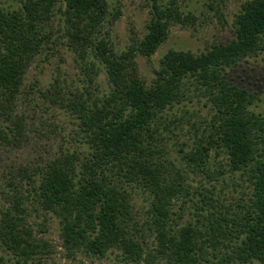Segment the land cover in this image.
I'll use <instances>...</instances> for the list:
<instances>
[{"label": "trees", "instance_id": "1", "mask_svg": "<svg viewBox=\"0 0 264 264\" xmlns=\"http://www.w3.org/2000/svg\"><path fill=\"white\" fill-rule=\"evenodd\" d=\"M213 2L210 8L221 16ZM2 3L0 149L26 141V115L18 108L26 72L60 39L79 58L91 56L103 66L109 90L102 97L89 89L69 92L55 78L41 92L47 107L65 108L79 119L89 152L61 150L44 162L0 172V264H11L8 255L15 264L41 263L51 253L48 239L39 236L45 230L35 225L37 212L58 219L60 245L71 259L79 252L100 259L116 251L132 264H264V113L250 109L255 92L227 75L263 49L264 0L242 2L232 40L199 53L168 49L150 79L137 57L154 55L173 25L194 23L175 0H153L144 33L122 49L109 37L119 13L107 0H22L17 8ZM58 13L61 25L54 29ZM85 72L91 83L93 62ZM186 84L205 100L208 117L192 126L186 149H175L159 124L168 127L164 112L185 100ZM236 171L252 191L234 213L213 211L210 190L200 188L202 181L191 183L190 173L218 180ZM136 190L148 200L143 211L135 206ZM179 200L181 209L190 201L211 208L179 225Z\"/></svg>", "mask_w": 264, "mask_h": 264}, {"label": "rangeland", "instance_id": "2", "mask_svg": "<svg viewBox=\"0 0 264 264\" xmlns=\"http://www.w3.org/2000/svg\"><path fill=\"white\" fill-rule=\"evenodd\" d=\"M22 0H3L6 8H17ZM109 10L112 13L118 11V17L109 27V37L117 49L124 48L131 37L141 36L145 31L146 22L150 16L153 0H107ZM168 2L169 0H157ZM218 3L222 15L210 8V2ZM246 0H175L186 12H191L195 19L193 24L173 25L167 40L158 48L150 58L138 56L137 61L142 75L147 79L152 78L153 70L158 67L160 57L168 49L190 50L199 53L206 50L211 44L228 42L234 38L233 21L235 14L240 10L242 2ZM62 6V1L59 3ZM60 14L54 17V29H58L61 20ZM62 31H60L61 33ZM89 62L95 65L96 73L93 81L88 82L85 69ZM228 79L245 86L256 94V100L250 106L255 112L264 113V46L254 56L241 60L235 67L227 70ZM55 78H58L66 91L85 92L86 89L93 97H102L109 90L106 74L103 66L91 56L85 59L79 56L66 44L64 38L54 44L51 50H45L38 54L29 66L22 85L18 108L26 115V141L18 149H0V172L7 171L13 166L44 162L61 150L76 151L80 155L89 152L83 132L80 130L79 119L65 108L47 107L41 92L50 87ZM47 109L45 110V108ZM208 107L205 100L199 97L192 85L185 88V100L168 107L163 115V121L159 124V131L163 136L169 137L168 142L172 148L188 147L192 140L193 125H204L208 117ZM1 125V124H0ZM1 175V173H0ZM195 176L191 180L193 185L209 189V195L213 198L215 207L205 204L201 209L195 202L184 203L181 209L179 200L174 210L181 213L177 219L179 225L188 221L196 222L202 218L210 208L213 211L229 209L234 213L245 205L251 196V187L245 177L239 171L226 172L218 180H210L201 174L190 173ZM202 177V178H200ZM199 181V182H198ZM134 201L140 211L148 207L145 195L136 190ZM209 202V201H208ZM35 225L45 230L40 233L50 242L51 253L44 257L41 263L32 261L28 264H132L123 260L118 252H108L103 258H96L84 252H79L74 259L67 258L60 245V225L58 219L48 213H35L33 215ZM11 258L10 263L15 264ZM240 264H259L257 261Z\"/></svg>", "mask_w": 264, "mask_h": 264}]
</instances>
